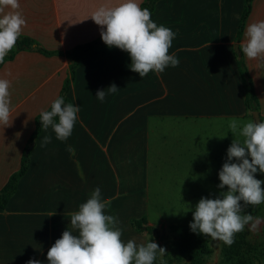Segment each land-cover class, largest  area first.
Returning <instances> with one entry per match:
<instances>
[{"label": "crops", "instance_id": "obj_1", "mask_svg": "<svg viewBox=\"0 0 264 264\" xmlns=\"http://www.w3.org/2000/svg\"><path fill=\"white\" fill-rule=\"evenodd\" d=\"M119 2L19 0L26 20L21 34L47 49L68 50L99 37L102 26L90 16L102 5ZM243 5L244 0L156 1L151 19L176 33L168 54L179 60L160 74L149 72L141 79L130 69L129 54L116 47L105 45L81 57L67 93L80 108L71 136L61 142L51 127H42L28 145L26 172L0 208V264L29 259L48 264L47 251L71 227L70 214L97 187L111 202L105 214L118 218L122 231L134 236L139 232L130 219L140 207L147 209L149 183L163 165V145H178L173 155L184 158L187 145H194L196 121L206 125L252 116L244 104L234 45L245 42L249 24L264 20V0H252L236 41ZM240 55L264 121V63L250 61L242 50ZM69 63L65 55L19 51L0 67V79L10 81L12 118L10 126H0V188L19 168L34 117L59 94ZM112 84L119 89L107 94ZM98 90L106 92L103 102L95 97ZM44 136L51 143L41 147Z\"/></svg>", "mask_w": 264, "mask_h": 264}, {"label": "clouds", "instance_id": "obj_2", "mask_svg": "<svg viewBox=\"0 0 264 264\" xmlns=\"http://www.w3.org/2000/svg\"><path fill=\"white\" fill-rule=\"evenodd\" d=\"M19 9V0H0V64L15 47L26 25ZM90 17L95 24L102 26L100 36L106 46L129 54L130 69L141 79L149 72L160 74L168 66L179 65V60L168 54L176 33L153 22L150 10L142 9L138 0H120L114 6L102 5ZM244 35L246 39L238 46L239 52L242 50L250 61L264 63V20L249 24ZM9 88L10 81L0 79L2 127L12 123ZM118 89L112 84L107 88V94H114ZM105 96V90H98L95 95L101 102ZM79 111V106L65 104L64 98L58 96L51 103L50 110L40 112L41 126L44 130L51 127L56 139L64 142L72 134ZM228 127L234 139L218 173L220 183L217 185L219 189L227 186V191L220 192L216 198L201 197L189 227L194 233L231 246L236 234L244 231L245 226L256 234L264 223L260 217L245 212L250 205L264 203V189L261 188L264 181L254 178L258 170L264 173V121L254 123L252 119L244 122L232 118ZM49 143L51 137L44 136L41 147ZM233 158L237 162L232 163ZM110 203L102 199L100 188H95L86 202L79 205V210L70 214L71 227L47 251L48 264H154L158 255L166 253L155 242L138 245L134 240H128L124 243L118 218L105 214ZM27 264H40V261L29 259Z\"/></svg>", "mask_w": 264, "mask_h": 264}, {"label": "rangeland", "instance_id": "obj_3", "mask_svg": "<svg viewBox=\"0 0 264 264\" xmlns=\"http://www.w3.org/2000/svg\"><path fill=\"white\" fill-rule=\"evenodd\" d=\"M251 119L255 123L253 116L239 120L247 122ZM229 121L204 123L206 125L196 121L191 135H194V145H187L184 158L175 159L173 155L178 145H163V165L160 166L159 161L160 170L149 183L147 209L142 206L137 209L139 213L132 215L135 218L146 215L145 225L151 226V229L134 236L122 231L121 240L124 243L128 240H134L138 245L149 241L157 243L166 251L158 255L159 264H264V223L256 234L245 226L244 231L236 234L231 246L204 235L210 252L195 262L188 256L186 246L189 238L185 228L192 222L196 204L201 197L216 198L220 192L227 191V186L219 189L217 185L220 183L218 173L234 139L228 127ZM231 162L237 161L233 158ZM160 178L161 181H158ZM254 178L264 181V173L258 170ZM261 188L264 189V183ZM245 212L264 221V203L250 205Z\"/></svg>", "mask_w": 264, "mask_h": 264}, {"label": "trees", "instance_id": "obj_4", "mask_svg": "<svg viewBox=\"0 0 264 264\" xmlns=\"http://www.w3.org/2000/svg\"><path fill=\"white\" fill-rule=\"evenodd\" d=\"M156 1L158 0H142L140 3V7L142 9L147 8L150 11H152L154 9V5ZM251 3H252V0H244L243 9L240 15V20H239V24H238V28L236 32V41L240 40L246 19L250 13ZM102 46H105V44L102 41L101 36H99L93 40L80 43V44H76L68 50L63 51V50H57V49H47L43 47L36 39L28 35L21 34L16 42L15 47L5 56L4 63L6 61L12 60L14 56L16 55V53H18L19 51H36L46 56H51V55L67 56L70 59V63L68 65L66 76L63 79L62 86H61L60 92L57 95V97L62 96L65 100V104H68V103H72V101L68 98L67 93H68L70 84L74 80L75 71L80 62L81 57L89 50L97 49ZM236 59H237L238 70H239L240 77L242 80V85H243V90H244V104L246 106V109H248V111L250 112L254 110L258 111L259 109L258 98L254 90V85H253L251 76L242 59V55H239V56L236 55ZM3 64H0V67ZM50 105L43 111L50 110ZM56 120L58 122V118H56ZM41 129H42V126L40 122V112H39L34 117V129L32 133L30 134L27 140V144L22 151L19 168L10 174L6 183L0 188V208L1 209L5 208L9 198L12 196V194L16 190V186H17V182L19 178L26 172L28 165H29V152H30V148L28 145L35 142L37 136L41 132ZM146 222H147V219L145 215H141L138 218L130 219V224L132 228L137 232H142L145 229L147 230L151 229V226H146L145 229L142 228V226H144ZM185 230H186V236L189 238V243H187V246H186L188 254H189L188 256L192 262L198 261L200 257H203L210 252V248L207 244V239L204 238V235L192 232L190 230V227H186ZM232 250L231 252L233 253L234 251ZM154 264H159L158 256H157V259L154 261Z\"/></svg>", "mask_w": 264, "mask_h": 264}, {"label": "water", "instance_id": "obj_5", "mask_svg": "<svg viewBox=\"0 0 264 264\" xmlns=\"http://www.w3.org/2000/svg\"><path fill=\"white\" fill-rule=\"evenodd\" d=\"M234 51H235V53L237 55H240L239 47H238V44L237 43H235V45H234ZM252 116L254 118L255 123H260L261 122V118H260L259 113H258L257 110L252 111ZM142 228L145 229L146 228V225L142 226Z\"/></svg>", "mask_w": 264, "mask_h": 264}]
</instances>
